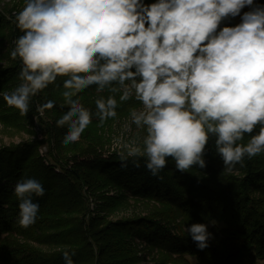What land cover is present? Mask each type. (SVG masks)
<instances>
[{"label": "clouds", "instance_id": "obj_1", "mask_svg": "<svg viewBox=\"0 0 264 264\" xmlns=\"http://www.w3.org/2000/svg\"><path fill=\"white\" fill-rule=\"evenodd\" d=\"M250 10L241 15V10ZM239 17L235 26L222 22ZM23 33L11 57L20 59L22 81L3 100L21 114L30 98L64 77L67 110L56 121L67 126L63 143L78 142L93 118L100 124L117 116L119 101L135 98L142 107L130 113L131 124L146 135L114 139L127 158L146 157L154 177L172 158L176 170L206 167L210 136L224 170L242 166L245 156L264 152V4L254 0H25L16 15ZM96 85L110 93L85 107L80 93ZM55 106L53 100L38 110ZM259 126V131L252 135ZM130 130V126H126ZM245 134L248 142L241 143ZM121 167H127L122 157ZM135 167H140L133 159ZM20 200L19 223L36 222L40 209L33 195L45 189L35 178L15 185ZM215 224V221H211ZM206 224L185 228L200 250L212 234ZM64 264H74V251H63Z\"/></svg>", "mask_w": 264, "mask_h": 264}, {"label": "trees", "instance_id": "obj_2", "mask_svg": "<svg viewBox=\"0 0 264 264\" xmlns=\"http://www.w3.org/2000/svg\"><path fill=\"white\" fill-rule=\"evenodd\" d=\"M154 3L156 0H144ZM264 4V0H254ZM17 11L6 17L0 8V47L15 41L23 33L16 22ZM232 26V25H230ZM223 27V26H221ZM6 54L8 64L0 67V93L12 92L22 82L20 59ZM64 77L30 98L29 111L21 114L10 107L0 95V124L15 131L34 133L36 124L42 134L40 141L26 140L0 146V263L3 264H64L63 251H74V264H135L132 241L145 240L150 246L176 255L187 254L207 264H264V152L247 157L231 172L224 170L223 160L215 152V138L210 136L204 154L206 167L193 166L188 172L176 170L175 161L166 158V167L159 177L145 167L146 157L127 158L112 154L107 159L94 152L100 141L98 131L107 123L130 113L139 104L135 98L118 101L117 116L100 124L94 117L80 141L65 145L67 126L57 127L56 121L67 110L62 93ZM92 85L81 92V102L95 111L94 101L110 93L96 91ZM53 100L55 106L38 115L37 104ZM32 129V131H31ZM259 131V126L252 135ZM250 138L245 134L241 143ZM47 146L41 157L38 148ZM142 146V144H141ZM89 156L71 168L58 164L66 154ZM122 157L127 167H121ZM136 159L140 167L132 163ZM46 162V163H45ZM59 170L58 173L54 169ZM41 181L45 195L36 197L40 209L36 222L28 227L19 223L20 200L15 185L21 179ZM108 190L116 194L106 195ZM98 192V212L107 215L124 208L128 199L146 200L158 206L147 217L133 216L110 222L106 217H88L87 193ZM102 192V193H101ZM93 196V195H92ZM179 218L185 225L210 223L212 238L200 250L188 234L172 233L167 224ZM211 221H215L212 224ZM31 242L59 250L43 251Z\"/></svg>", "mask_w": 264, "mask_h": 264}, {"label": "rangeland", "instance_id": "obj_3", "mask_svg": "<svg viewBox=\"0 0 264 264\" xmlns=\"http://www.w3.org/2000/svg\"><path fill=\"white\" fill-rule=\"evenodd\" d=\"M25 6V0H0V8L6 17H12L17 11H21ZM248 7L241 10V15L244 12L249 11ZM240 23V18L236 17L233 19H229L227 21L222 22L221 26H235L236 24ZM15 46L10 47L8 43H3L0 47V67L6 66L8 64V60L5 57L9 50H14ZM11 54V53H10ZM134 98V97H133ZM39 104L36 105L38 107ZM142 107L139 103L136 107L132 110H138ZM131 110V111H132ZM130 111V113H131ZM130 113L111 121L104 125L98 131L100 136V141L97 146L94 148V152L101 156V158L107 159L112 154L116 155H127L125 149L114 147V139L122 137L123 142L127 143L131 140H136L138 144H142L143 138L146 135L143 129L137 128L135 125L131 124V117ZM44 115V112L42 113ZM126 126H130V130H126ZM39 128V126L37 125ZM32 131V129H31ZM34 133H27L24 131H15L11 128H4L0 124V146L9 145V144H16L20 141L31 140ZM42 139V138H41ZM33 140H37L33 137ZM80 141V140H79ZM42 147H46V145H41ZM39 149V148H38ZM48 152V150H47ZM47 154V153H46ZM89 156L87 153L83 156H76L73 157L72 154H66L63 160H60L57 165L65 163L64 166L71 168L77 162H85L86 158ZM47 157V156H46ZM46 163V162H45ZM56 173L59 172L56 168L54 169ZM109 192L106 195H114L116 191L108 190ZM102 193V192H101ZM99 193L94 192L92 195L87 193V207H88V217L93 218L97 214L99 217H106V219L110 222H115L119 219L124 218H131L133 216H140V217H147L153 213H156L158 210V206L153 202L146 201V200H131L128 199L124 208H121L117 211H113L110 214H106L103 211L98 212V203L99 201L96 200ZM182 221L177 218L173 223L167 224V228L171 230L172 233H178L181 229L183 234H187L185 228L189 226L181 223ZM207 231L210 227V223L206 224ZM31 244L43 251L53 252L55 250H59L58 248H54L48 245H39L37 243L31 242ZM134 255L137 257V262L135 264H207L202 262H197L193 258H191L187 254L183 255H176L174 251H167L161 249L159 247L150 246L145 240L134 238L132 241ZM3 264V263H0Z\"/></svg>", "mask_w": 264, "mask_h": 264}, {"label": "built area", "instance_id": "obj_4", "mask_svg": "<svg viewBox=\"0 0 264 264\" xmlns=\"http://www.w3.org/2000/svg\"><path fill=\"white\" fill-rule=\"evenodd\" d=\"M38 115L39 116H43V114L39 110H38ZM33 131H34V135L32 136V139H33V137H35L37 140H41L42 134H41L40 129L37 127L36 122H35V125L33 127ZM38 153H39V155L41 157H45L46 156V153H47V148L46 147H42V146L39 147Z\"/></svg>", "mask_w": 264, "mask_h": 264}]
</instances>
